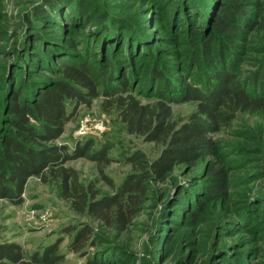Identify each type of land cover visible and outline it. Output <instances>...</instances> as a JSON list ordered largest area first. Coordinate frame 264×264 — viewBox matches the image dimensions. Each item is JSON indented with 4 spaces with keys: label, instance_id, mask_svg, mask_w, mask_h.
Here are the masks:
<instances>
[{
    "label": "rangeland",
    "instance_id": "1",
    "mask_svg": "<svg viewBox=\"0 0 264 264\" xmlns=\"http://www.w3.org/2000/svg\"><path fill=\"white\" fill-rule=\"evenodd\" d=\"M44 1L0 0V134L8 129L10 93L22 99L38 80L58 77L53 57L58 48L61 58L96 70L118 63V78L123 75L143 103L156 99L157 85L143 92L138 87L148 69L164 71L180 85L199 84L196 56L206 44L212 52L229 45L224 62L234 58L241 80L264 71V0H85L94 6L86 14L78 11V0H65L56 10ZM237 4L249 10L244 23L224 18ZM39 7L45 14L41 20L33 14ZM105 24L112 29L103 33ZM224 24L238 29L231 42L221 31ZM246 87L250 93L264 92V85ZM101 102L80 106L57 143L69 151L86 140L93 141L92 151L106 147L111 163L104 173L117 187L131 171L125 162L129 154L140 150L154 159L161 147L126 134L115 111H103ZM171 109L179 123L196 104H171ZM85 118L88 131L80 138L76 133ZM213 138L214 156L193 167H175L164 183L149 182V199L124 234L93 223V245L85 257L68 250L71 237L61 230L89 222L59 198L54 180L43 184L30 178L20 206L0 200V242L17 243L29 256L62 238L59 253L65 264H264V110L238 113ZM65 166L77 172L83 185L97 180L93 162L79 159ZM215 170L222 171L224 196ZM96 184L101 195L112 194L104 182Z\"/></svg>",
    "mask_w": 264,
    "mask_h": 264
},
{
    "label": "trees",
    "instance_id": "2",
    "mask_svg": "<svg viewBox=\"0 0 264 264\" xmlns=\"http://www.w3.org/2000/svg\"><path fill=\"white\" fill-rule=\"evenodd\" d=\"M64 1L45 0L44 4L56 10L66 5ZM66 2L70 3L69 0ZM78 2V11L82 14L94 9L85 0ZM33 14L41 20L45 15L43 7L36 8ZM248 15L249 10L237 4L228 9L224 18L231 23H244ZM110 28L105 24L102 32ZM220 28L230 42L238 30L226 24ZM227 47L229 45L222 44L212 52L206 44L199 50L196 58L200 74L196 85H180L166 72L148 69L138 87L143 92L151 85H157L156 99L151 103L139 100L138 92L129 86L123 75L118 78V63L115 66L105 63L96 70L87 64L61 58L59 48L54 52V47L58 77L38 80L33 84V93L27 97L21 99L19 94L12 92L8 98V129L0 134V200L20 206L30 178H38L43 184L54 180L58 182L59 198L68 204L76 217L89 222L69 225L61 230L62 235L71 237L68 245L71 253L81 257L87 255L86 249L93 245V223L108 231L124 234L141 215L149 199V182L164 183L175 167H193L200 160L214 156L217 149L214 134L227 128L238 113L264 110L262 89L261 93H250L246 87L248 83L253 89L262 87L264 71L239 79L234 58L231 56L227 64L224 62ZM98 98L102 99L103 111H115L126 134L161 147L154 159H149L140 150L129 154L125 162L131 171L117 187L104 173L111 163L106 147L92 151L93 141L86 140L75 143L69 151L66 145L57 143L77 109L90 107ZM189 102L196 104L195 111L186 121L176 122L171 104ZM68 105L72 106L69 112ZM79 159L95 163L96 182L83 185L77 172L65 166ZM212 174L220 182L217 186L219 194L224 196L222 171L215 170ZM100 181L113 190L112 194H100L96 187ZM196 219L194 215L193 222ZM62 242L63 239L58 238L29 256L17 243L0 242V264H65L64 255L59 253ZM90 264L101 263L95 261Z\"/></svg>",
    "mask_w": 264,
    "mask_h": 264
},
{
    "label": "built area",
    "instance_id": "3",
    "mask_svg": "<svg viewBox=\"0 0 264 264\" xmlns=\"http://www.w3.org/2000/svg\"><path fill=\"white\" fill-rule=\"evenodd\" d=\"M88 125H89V120L88 119H83L80 123V126L77 130L76 135L80 138H82L84 135H86L88 131Z\"/></svg>",
    "mask_w": 264,
    "mask_h": 264
},
{
    "label": "crops",
    "instance_id": "4",
    "mask_svg": "<svg viewBox=\"0 0 264 264\" xmlns=\"http://www.w3.org/2000/svg\"><path fill=\"white\" fill-rule=\"evenodd\" d=\"M63 137V136H62Z\"/></svg>",
    "mask_w": 264,
    "mask_h": 264
}]
</instances>
